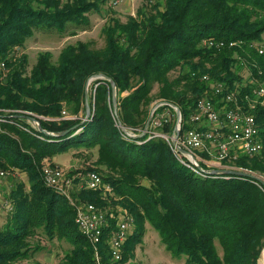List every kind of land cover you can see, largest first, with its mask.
Masks as SVG:
<instances>
[{
    "label": "trees",
    "instance_id": "16d2710c",
    "mask_svg": "<svg viewBox=\"0 0 264 264\" xmlns=\"http://www.w3.org/2000/svg\"><path fill=\"white\" fill-rule=\"evenodd\" d=\"M97 2L107 0H0V64H5L6 75L0 72V170H20L28 178L9 195L13 211L0 225V264L29 260L42 247L34 246L39 236L71 243L63 264H128L147 223L172 255L187 257V264H259L264 250V181L261 188L249 177L200 175L184 165L168 141L155 136L174 132L176 112L168 105L158 108L154 117L168 111L174 120L150 128L143 137L127 135L121 125L140 135L158 101L181 110L184 131L193 127L190 119L198 100L215 99L211 84L225 83L242 99L264 85V55L259 53L264 0L146 3L125 23L109 21L103 48L79 41L63 48L57 63L52 53L39 54L29 70L27 40L42 31H86L88 14L100 9ZM205 40L224 41L226 46L208 47ZM231 42L236 46L230 47ZM243 68L250 71L248 80L241 74ZM173 72L178 75L172 77ZM98 75L117 86L119 119L111 83L97 79L89 97L92 115L82 123L86 85ZM205 75L209 83L201 80ZM253 113L263 150L252 157L239 155L229 165L264 178V106ZM66 130L71 132L64 137L52 135ZM82 149L96 150L97 167L88 171L111 184L115 197L81 187L80 179L74 182L71 199L46 185L42 163ZM80 173L85 172L70 175ZM72 202L94 205L107 217L98 244L99 263L78 228ZM123 214L133 218L134 227L116 261L109 240Z\"/></svg>",
    "mask_w": 264,
    "mask_h": 264
},
{
    "label": "built area",
    "instance_id": "2783aa9c",
    "mask_svg": "<svg viewBox=\"0 0 264 264\" xmlns=\"http://www.w3.org/2000/svg\"><path fill=\"white\" fill-rule=\"evenodd\" d=\"M137 0H107L111 7L133 3ZM147 4H155L157 0H141ZM204 45L213 48L226 46L224 41L205 40ZM236 46L235 42L229 44ZM259 53L264 55V46L259 47ZM5 64H0V72L4 74ZM209 83L210 77L205 75L201 79ZM210 90L214 96H204L198 100L195 111L191 116L192 128L182 131L177 137L174 131L171 136L155 133V136L164 137L170 144L172 151L180 158V161L200 175H207L204 170L209 169H237L253 174L243 168L232 167L229 164L235 161L239 155L255 156L263 150V138L257 116L253 113L258 106H264V85L254 89L252 95H246L244 99L240 94L231 90L225 83H213ZM66 115V113H64ZM177 117V116H176ZM1 121V119H0ZM170 119L165 115L154 117L150 128H159ZM177 124V123H176ZM35 125V124H34ZM149 128V129H150ZM177 137V139H176ZM179 148L187 153H181ZM203 154H207L208 158ZM205 167V168H204ZM42 176L46 185L56 189L62 194L70 197V191L75 187V181L80 179V186L98 191L104 196L114 195L115 191L111 184L105 183L102 176L96 172L85 175L77 174L71 176L66 174L63 168L46 164L42 167ZM15 172L13 170H0V181L10 178ZM261 181L263 179L259 178ZM261 186V183L257 181ZM1 208L11 213L13 205L9 196L1 198ZM76 223L83 236L93 245L96 259L99 263V243L101 242L104 229L108 226V220L104 212L98 210L94 205H77ZM134 227V220L130 215L122 216L117 229L109 240L110 252L114 260L119 261L122 257L123 247Z\"/></svg>",
    "mask_w": 264,
    "mask_h": 264
},
{
    "label": "rangeland",
    "instance_id": "374dc122",
    "mask_svg": "<svg viewBox=\"0 0 264 264\" xmlns=\"http://www.w3.org/2000/svg\"><path fill=\"white\" fill-rule=\"evenodd\" d=\"M97 3L98 6H100V9H94L88 14L90 23L86 31H84L82 28L70 29L66 33H59L55 30L50 32L42 31L36 32L32 38L28 39L24 53L28 56L29 70H31V68L36 64L39 54L50 52L53 54V62L57 63L63 48L70 44H76L79 41L89 42L94 48H103L106 44L103 29L111 19H118L125 23L128 21L130 16H136L140 9L147 7V4L141 0H137L133 3L122 5L116 8L111 7L108 2ZM259 45L264 46V35L262 36V40L259 42ZM241 74L245 80H248L251 75L247 68H243ZM177 75V72H173L171 74L172 77ZM91 84L92 82L89 85L88 97H91L92 94ZM157 92L158 88L154 90V94H157ZM157 102L158 101H155L152 104L151 111ZM160 115H165L170 120H174V116L171 112L165 111L162 114L160 113ZM96 160V150H70L66 153L58 154L52 157V159H46L42 163V167L46 164L55 167H61L64 169L66 174L69 172L81 171L90 173L91 171H88L89 168L93 169L97 167L95 165ZM13 171L15 173L10 178L3 180L2 182L0 181V183L5 186V197L11 194V191L18 183L28 182L25 172H21L20 170L16 169ZM85 173L80 174L83 175ZM259 178L263 179L264 181L262 176H259ZM115 196L116 194L114 193V197ZM37 245L42 247L40 250L36 251L29 260L24 261L23 264H63L65 255L72 249L71 243L67 240L55 239L53 242H51L46 238H41V236H39L34 242V246ZM186 260L187 257L185 255H181L179 257L172 255V253L169 252L162 243L160 234L155 229H153L149 223H147L144 235L142 237V242L135 250V258L132 259L128 264H187ZM259 264H264V250Z\"/></svg>",
    "mask_w": 264,
    "mask_h": 264
},
{
    "label": "water",
    "instance_id": "95a60500",
    "mask_svg": "<svg viewBox=\"0 0 264 264\" xmlns=\"http://www.w3.org/2000/svg\"><path fill=\"white\" fill-rule=\"evenodd\" d=\"M97 79H101V80H108L110 83H111V88H112V97H113V105H114V114L116 115V117L119 119V115H118V105H117V86L115 84V82L108 78L107 76L105 75H98V76H94L92 77L87 85H86V90H85V107H86V114H85V118L83 120L82 123H84L85 121H87L90 116L92 115V109H91V106H90V103H89V97H88V90H89V85L90 83L93 81V80H97ZM165 105H168L170 106L171 108H173L176 112V116H177V124L175 126V129L174 131L176 132V135L177 137L179 136L180 134V125H181V122H182V114H181V110L173 105V104H169V103H166V102H158L156 103L155 107L152 109V111L150 112V115H149V118H148V121L143 129V132L140 134V135H132L130 132H128V130L123 126L121 125V128L122 130L127 134V135H130L134 138H137V137H143L145 136L148 132H149V128L151 126V123H152V120L154 118V115H155V112L158 108H160L161 106H165ZM31 121L35 124V126L37 128H39L42 132H44L42 129H41V125H40V122L36 119V118H31ZM81 123V124H82ZM120 123V122H119ZM78 126H75L73 129H76ZM71 132V130H66L64 132H61V133H54L52 134L53 136H56V137H64L66 135H68L69 133ZM50 135V134H49ZM176 137V139H177ZM179 151L181 153H187L185 150L179 148ZM200 170L202 171H206L207 173H210L212 175H217V176H235V177H249L251 179H255L259 182H262L258 177L254 176L253 174H250L248 172H245V171H242V170H237V169H213V170H210V171H207V170H204L201 166L199 165H196ZM263 183V182H262ZM264 185V183H263Z\"/></svg>",
    "mask_w": 264,
    "mask_h": 264
},
{
    "label": "crops",
    "instance_id": "0c3cea01",
    "mask_svg": "<svg viewBox=\"0 0 264 264\" xmlns=\"http://www.w3.org/2000/svg\"><path fill=\"white\" fill-rule=\"evenodd\" d=\"M3 196H5V186H3V184L0 183V200ZM7 215H8V213L3 211V209H1V207H0V225H2L5 222Z\"/></svg>",
    "mask_w": 264,
    "mask_h": 264
}]
</instances>
